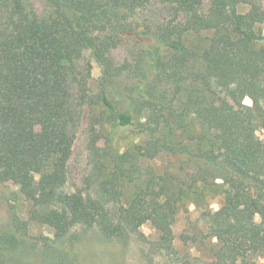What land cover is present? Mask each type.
Segmentation results:
<instances>
[{
	"label": "trees",
	"instance_id": "1",
	"mask_svg": "<svg viewBox=\"0 0 264 264\" xmlns=\"http://www.w3.org/2000/svg\"><path fill=\"white\" fill-rule=\"evenodd\" d=\"M45 1L49 9L41 16L33 0H0V165L8 164L0 168V185L16 186L9 190L8 222L0 226V264L79 259L72 249L78 234L29 233L18 208L24 201L30 219L65 228L95 224L108 239L122 240L151 221L171 249L179 186L153 174L127 192L145 173L142 159L163 151L191 166L194 182L222 179L225 201L208 223L229 255L264 254V139L257 134L264 130V34L257 27L264 0H210L206 10L200 0H168L184 18L160 29L132 22L131 13L149 0ZM242 2L249 11L239 10ZM95 29L129 46L132 62L115 65L111 42ZM86 50L104 80L91 94L88 74L76 65ZM124 71L129 79L121 86ZM215 88L222 97L213 96ZM247 95L252 105L244 103ZM86 105L111 125H102L103 147L88 177L96 194L87 197L64 190ZM124 132L145 133L146 140L120 149L115 141ZM180 135L189 140L178 141ZM122 198L116 211L106 209Z\"/></svg>",
	"mask_w": 264,
	"mask_h": 264
},
{
	"label": "rangeland",
	"instance_id": "2",
	"mask_svg": "<svg viewBox=\"0 0 264 264\" xmlns=\"http://www.w3.org/2000/svg\"><path fill=\"white\" fill-rule=\"evenodd\" d=\"M33 2L39 15L44 16L48 12L49 6L45 0H33ZM209 5L210 0H200L199 8L206 10ZM249 9V4L243 2L239 4L241 12H247ZM183 18V11L168 0H149L131 13L132 22L138 28L160 29L180 23ZM257 27L264 34V21ZM94 33L107 35L105 39L112 44L109 55L115 65L121 66L132 62L133 55L129 46L119 41L115 42L112 35L101 33L99 29H95ZM76 63L79 70H85L88 74L89 93L97 92L104 82L101 67L91 57L88 50ZM124 72L126 73L120 76L119 85L121 86L129 79L126 75L127 71ZM213 96L222 97L223 91L216 89ZM244 103L252 105V97L247 95ZM102 125L107 129L111 127L110 124H102L101 112L98 109L86 105L81 112V120L76 128L71 153L67 160L65 191H79L84 193L85 197L87 194L91 196L96 194L94 183L88 180V177L95 156L103 147ZM196 131L197 128L191 129V133ZM165 132L160 133V136L163 137ZM257 134L264 139L263 129H259ZM171 138V142L189 140L187 135H180L179 140H173V136ZM145 140V133L124 132L116 139L115 145L120 149H125L143 143ZM142 165L145 173L136 184L129 185L127 189L129 194L137 188L144 187L146 178L153 174L168 175L171 183L177 184L181 189L179 198L174 203L175 216L172 224L174 240L171 249L161 245L160 232L151 221L144 222L135 231H128L122 240L115 237L108 239L100 234L99 227L95 224L76 223L69 224L68 228H65L64 224L57 220L39 222L30 219L29 204L24 201L18 205V208L23 210L28 221L29 233L33 236H49L50 238L58 237L63 231L66 237L69 234H78L79 240L72 246V249H77L79 256L76 264H264L262 252L245 256L243 253H234L230 256L227 246L210 232L209 214L218 210L225 201L226 193L224 192L225 186H222V179L218 178L209 183L194 182L192 176L188 174L192 167L187 164L181 167L178 158L164 151L153 157H145L142 159ZM0 168L6 170L8 164L3 162ZM15 187L13 184L9 187L0 185V226L8 222L9 190ZM120 201L111 200L105 204V207L113 213V210L116 211L123 202H126L124 198ZM257 219H259L258 216ZM223 249L227 251V256L218 259L219 252Z\"/></svg>",
	"mask_w": 264,
	"mask_h": 264
}]
</instances>
